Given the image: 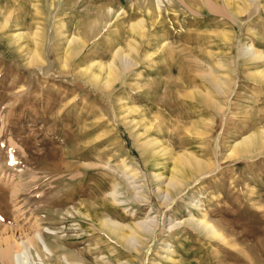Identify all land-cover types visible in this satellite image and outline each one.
<instances>
[{"label":"rangeland","instance_id":"1","mask_svg":"<svg viewBox=\"0 0 264 264\" xmlns=\"http://www.w3.org/2000/svg\"><path fill=\"white\" fill-rule=\"evenodd\" d=\"M223 3L0 0V248L38 231L42 261L28 245L25 264L65 253L85 264H264V147H233L264 127V0ZM140 18L142 35L129 27ZM111 62L120 69L106 83ZM180 154L203 168L175 174ZM172 173L179 187L164 196ZM101 217L152 232L133 249Z\"/></svg>","mask_w":264,"mask_h":264},{"label":"bare ground","instance_id":"2","mask_svg":"<svg viewBox=\"0 0 264 264\" xmlns=\"http://www.w3.org/2000/svg\"><path fill=\"white\" fill-rule=\"evenodd\" d=\"M223 2H224L223 4H225V6L229 9V11L232 12L233 7H235L234 9H237V11L245 9L246 5L252 3V0H223ZM36 11H39V9L37 8ZM10 12L12 13V11H10ZM98 20H99V18H98ZM93 24H95V23H93ZM63 26L64 25H60V27H63ZM144 26H145L144 25V19L140 18L139 20L132 22L129 27H130L131 31L136 32L138 35H142L144 33V28H145ZM132 41L135 42L134 40H132ZM70 43L73 44V49H75L76 51H79L80 49H82V47L84 45L82 38L80 39L77 36L76 37L74 36L73 38H71ZM131 48H133V45ZM245 48L252 49V43H246ZM121 49L119 48L115 54V58L118 57L117 59H118V61L120 60L119 61L120 64L122 61H126V55H127V54L123 53L121 51ZM135 49H137V47ZM37 51L34 52L35 57L36 56L38 57V55L36 54V53H38ZM72 52H74V51H72ZM251 54H252L253 58H259L262 55L257 49H252ZM113 62H111V64L107 65L108 71L106 70V73H107L108 78L106 80V83L109 80V76L112 75L113 73H115V71L117 69L118 70L120 69V68L115 67V65H113ZM127 64H129V63H127ZM104 65L106 66V64H104ZM121 65H123V64H121ZM125 67H126V65H125ZM104 68L105 67H103L101 65V67H100L101 70L98 73L94 72L92 74L91 78L92 79L100 78L101 71L104 70ZM214 75L213 76L207 75V79H208L209 83L213 86L214 89H216L217 91H218V89L221 90L222 86L225 85L226 80L221 78L222 81L220 83V81L218 80V76H214ZM261 75L264 78V71ZM204 94L208 98H206L204 95H203V97L208 102H210V99H209L210 94H211L210 91L208 90ZM220 108H221V106H220ZM158 141L156 138H153L152 140L148 141V143L156 144ZM233 147H234L235 151L239 150L238 151L239 155H248V156L251 155V153L257 147H264V127L260 128L259 130L255 131V132L252 131V133L248 134L247 136H244L241 140L236 141L233 144ZM176 157H177L175 159L176 163H174L175 164V166H174L175 167V171H174L175 174H177L181 168L184 169L185 167H188V168L193 169V170H201L203 168L204 162L202 161V159L198 158L197 156H195L193 154H190V155L189 154L188 155L180 154ZM175 174H173L170 177H167L165 179V189L164 190L162 188L160 189L161 191L165 192L164 196L170 195V190L175 191L179 187L178 179H177V176ZM130 176L134 177L135 173L131 172ZM182 183L183 182L181 181L180 184H182ZM114 192H116V191H114ZM189 220L191 222H193V224L197 227V229L203 231L207 236H209L211 238L222 239V240L225 239L224 235L216 228V225L212 224L211 222H209L205 219H196L193 216H191ZM99 227L106 233V235H109L110 237L115 239L121 245L130 247L133 249H134L136 243H142V241L144 240V237L148 236L150 234V232H152L150 229L151 226H149L148 224H146L142 221L135 223V224H122L118 221H115V220H112V219H109L106 217H101L99 219ZM39 234L40 233L38 231H36L35 234H33L32 236H29L27 238H24V239H23V237L22 238H19V237L15 238L14 235L12 237L6 238V240H4V244L0 248V260H1V262L7 261L8 264H25L26 261L30 259V257L28 256L29 251L28 250L26 251V247L28 245H31L35 249L38 257H40V259L42 261V253L43 252H42V250H40L39 241H38V239L41 238L42 235L40 236ZM39 240H41V239H39ZM43 240H42V242H43ZM46 248H48V246H46ZM50 250H52V249L50 248ZM59 258H57L58 259L57 264H85L82 260H80L78 257H76L75 255H72V254H67V253L63 254V259H64L63 263ZM106 264H110V263L107 262ZM119 264H126V261H124V262L120 261Z\"/></svg>","mask_w":264,"mask_h":264}]
</instances>
